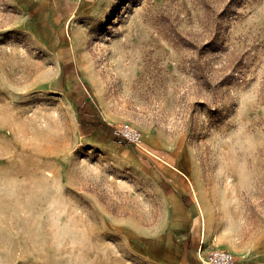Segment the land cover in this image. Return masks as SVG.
Wrapping results in <instances>:
<instances>
[{
    "label": "rangeland",
    "instance_id": "1",
    "mask_svg": "<svg viewBox=\"0 0 264 264\" xmlns=\"http://www.w3.org/2000/svg\"><path fill=\"white\" fill-rule=\"evenodd\" d=\"M81 92L183 143L264 239V0H0V264H137L116 221L159 212L114 192Z\"/></svg>",
    "mask_w": 264,
    "mask_h": 264
},
{
    "label": "crops",
    "instance_id": "2",
    "mask_svg": "<svg viewBox=\"0 0 264 264\" xmlns=\"http://www.w3.org/2000/svg\"><path fill=\"white\" fill-rule=\"evenodd\" d=\"M80 95L86 105L94 104L93 119L86 126L94 124L96 129L85 134V142L99 144L105 129L123 116L84 92ZM114 144L120 146L114 165L122 178L114 179V192L144 210L159 212L156 217L116 221L125 232L121 240L133 254V263L205 264L204 256L220 248L233 254L234 264H264V239L244 237L237 206L225 188L209 186L203 173L193 170L183 143L152 131L140 144L124 146L115 139Z\"/></svg>",
    "mask_w": 264,
    "mask_h": 264
},
{
    "label": "built area",
    "instance_id": "3",
    "mask_svg": "<svg viewBox=\"0 0 264 264\" xmlns=\"http://www.w3.org/2000/svg\"><path fill=\"white\" fill-rule=\"evenodd\" d=\"M112 133L115 141L119 145H137L141 143L143 138L142 131L128 121H122L114 124ZM204 263L234 264V257L233 254L226 249L214 248L204 256Z\"/></svg>",
    "mask_w": 264,
    "mask_h": 264
}]
</instances>
